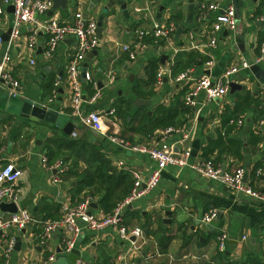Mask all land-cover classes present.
<instances>
[{
    "label": "crops",
    "instance_id": "0c3cea01",
    "mask_svg": "<svg viewBox=\"0 0 264 264\" xmlns=\"http://www.w3.org/2000/svg\"><path fill=\"white\" fill-rule=\"evenodd\" d=\"M124 1L129 19L122 20L124 18L119 11L113 18L104 17L103 30L100 37L98 35L99 45L87 60L86 73L90 79L80 77V108L84 112L95 111L102 115V126L106 127L103 132L82 125L71 114L67 65L75 54L74 38L67 37L59 42L54 53L46 57L43 53L45 34H38L34 51L27 48V36L34 28L31 23L23 27L19 39L13 44L8 67L11 75L18 80L19 88L18 97L11 99L5 88H0V167L12 161L21 169L16 186L18 205L27 208L33 220L26 227L1 231L0 264H44L48 253H54V261L50 264H58L56 258L59 255L65 258L64 264H67L66 254L61 252L62 227L52 233L47 249L40 245L38 236L44 222L61 218L63 206L73 205L86 195L92 198L91 212L99 216L104 214L100 203L104 189L97 186V182L72 195L79 176L86 170L95 174L93 168L86 167L88 164L83 159L89 158V145L93 144L99 150L101 156L97 158L109 161L112 168L109 172H114L110 185H116L119 172L127 173L128 177L117 186V190L121 191L132 181L134 170L143 177L148 176L153 162L146 154L111 142L108 136L114 135L131 145L158 144L163 129L151 130L157 119H163L169 126L190 130V161L210 158L226 168L243 166L245 180L256 189L264 188V125L258 126V121L264 116V84L256 86L238 72L235 80L245 85L243 90L228 91L224 97L207 102L196 113L184 104L190 84L177 81V74L172 75L170 70L177 55L184 64L192 62L185 69L192 68L196 78L203 74L215 77L227 67L237 65L236 60L240 64L242 60L254 62L263 58L260 46L264 42V23L254 24L263 14L261 0H242L240 18L244 17L236 28L239 33L230 32L224 36L223 31L227 29L223 28L218 33L215 47L207 45L214 11H206L199 6L189 19L185 0H182V5L171 0ZM213 2H219L223 7L232 5L231 0H203L202 4ZM9 6H4V11L0 13L2 41L6 40L2 39L1 33L11 29L12 9ZM105 6H109V0H66L64 5L51 7L44 15H38L37 20L54 18L65 22L80 11L97 22ZM174 14H179V17L173 18ZM115 20L117 24H114ZM168 22L175 25L170 41H155L149 34L141 39L137 37L138 30L151 31L155 24ZM177 25L182 32L175 36ZM233 37L237 43L242 42L243 50ZM123 45L136 50L134 59L122 49ZM190 52L196 54V63L190 60ZM3 53L4 44L0 43V59ZM162 54H166L167 58L161 61ZM31 59L33 63H30ZM208 59L213 61L212 66L206 65ZM159 68L163 69L160 84L156 81ZM149 75L152 76V83H147ZM93 82H96L100 96L91 102L95 92ZM203 97L201 93L199 99ZM138 98L148 100L149 104H134ZM23 99L55 109L58 112L57 122H40L33 116L19 114ZM111 108H114V113L106 115L105 112ZM229 115L230 118L242 119V124L224 123L223 117ZM219 133L225 141L223 144L227 139L241 142L240 158L225 149V145H217ZM177 136L170 133L167 139H176ZM255 136L260 140L254 145ZM66 140L76 142L75 146H68ZM179 146L182 148V145ZM42 155L46 156L49 166L62 161L66 170L59 173L55 169H45L41 164ZM92 166L96 167V163ZM163 172L152 190L134 199L130 206L127 205V211L124 208L122 212L125 226L142 229L141 246L132 251L131 246L119 240L111 228L98 231L85 229L76 244L78 258L83 260V264H123L118 256L126 252L131 253L128 255H131L132 264H136L138 259L139 264H264L263 203L237 196L221 182L201 177L186 166H167ZM54 175L59 176L58 182L53 181ZM209 208L219 210L220 218L204 224L201 219ZM4 215L7 214L0 212V216ZM197 219L200 222H195ZM191 226H194L193 229ZM211 226L214 230L209 229ZM221 229L229 235L223 252L217 248V236ZM163 234L171 236V240L167 249L162 251L158 237ZM7 236H14L15 243L17 240L21 243L20 249L14 248L10 258L5 260L1 240Z\"/></svg>",
    "mask_w": 264,
    "mask_h": 264
},
{
    "label": "built area",
    "instance_id": "2783aa9c",
    "mask_svg": "<svg viewBox=\"0 0 264 264\" xmlns=\"http://www.w3.org/2000/svg\"><path fill=\"white\" fill-rule=\"evenodd\" d=\"M263 14L260 20L264 23V0ZM12 5V19L11 30L9 38L6 41L0 39V43L4 44V53L0 59V87H4L8 95L17 96L19 82L10 72L9 62L11 60L10 51L13 44L19 39L21 30L29 24H33L34 28L27 36V48L29 51L36 49V40L39 33L46 35V43L44 48V55L50 57L59 42L67 37H72L76 41L75 54L67 65V79L71 90L70 103L71 114L77 120L87 127L97 128L100 131L105 130L102 126V115L99 112H84L80 108L82 101V88L80 85V69L82 62L85 60L87 54L97 48L100 38L97 33V22L85 16L82 12H75L73 18L60 22L57 19L49 18L48 20H37L38 15H44L51 7L52 0H0V13L4 11V6ZM201 9L206 11H214V17L209 26L208 32L210 38L208 40L209 47H215L217 44L218 33L223 29L234 31L237 25V18L235 8L232 5L223 7L219 2L210 4H202ZM175 29L173 22L166 24H155L151 31L138 30L137 37L142 38L145 35H151L155 41H170L172 33ZM191 36V33H189ZM122 49L128 53L131 59L136 57V50H132L128 45H123ZM261 53H264V42L260 46ZM257 58L254 62H258ZM33 63V60H30ZM253 62L242 60L240 65H231L227 67L221 74L211 77L208 75H201L199 77L193 76L192 68H187L176 75L177 81L189 83V89L184 97V104L186 107L192 109L194 112H200L207 104V102L214 99L224 97L229 91V84L236 81L235 77L240 70H248ZM207 66H212L213 61L208 59ZM163 77V69L159 68L156 72V81L161 83ZM90 76L85 72L84 80H89ZM237 82V81H236ZM95 92L90 98V101H95L100 92L97 88L96 82L92 83ZM203 94V99H199V95ZM54 96V95H53ZM264 99V95L262 96ZM114 108L105 112L106 115L114 113ZM229 123L233 125H241L243 120L240 118H229ZM264 125V116L258 121V126ZM170 133L177 134L178 138L168 140L167 135ZM190 138V130L184 127L168 126L162 130L161 137L158 144L154 145H131L125 143L122 139L110 135L108 139L111 142L117 143L122 147L131 151L146 154L153 162L152 169L148 176L143 177L137 170L132 172V187L129 194L109 213L102 215H95L89 213L92 198L89 195L84 196L80 201L73 205H65L62 208L63 215L57 220H48L44 222L42 231L39 234V243L43 248H48L49 239L53 232L60 227L64 229L62 236V253L67 254L76 244L79 235L82 231H98L105 228H111L116 233L119 240L127 242L132 251L137 250L143 242V232L139 226L127 227L122 223V212L126 205L130 204L134 199L146 194L152 190L159 182L162 171L167 166L189 167L193 172L208 180L221 182L227 189L232 191L237 196H246L264 204V188L256 189L245 180L246 170L243 166H236L233 168H226L219 163H215L212 159L207 158L202 161H190L191 149L188 144ZM186 142V144H185ZM179 145H182L180 148ZM178 146V147H176ZM178 149V151L175 150ZM41 164L47 170L55 169L59 173L66 170V166L62 161H57L52 166L47 163L45 155L41 156ZM22 174V171L12 161H7L0 167V202H14L17 205V210L0 218V230L6 232L10 227L22 228L32 222L31 212L27 208H21L18 205L17 184ZM53 181L58 182L59 176L54 175ZM217 216L216 208H209L202 216L204 224H210L215 221ZM229 235L225 229H221L217 236V248L223 252L226 249ZM15 237L7 236L1 240L2 255L5 260H8L14 251ZM126 252L121 254L118 258L123 264H132L130 261L131 253ZM54 261V253H48L44 264H50ZM74 264H83V260L78 258Z\"/></svg>",
    "mask_w": 264,
    "mask_h": 264
},
{
    "label": "water",
    "instance_id": "95a60500",
    "mask_svg": "<svg viewBox=\"0 0 264 264\" xmlns=\"http://www.w3.org/2000/svg\"><path fill=\"white\" fill-rule=\"evenodd\" d=\"M171 1L175 2L178 5H182V3H183L182 0H171ZM65 2H66V0H52V7L62 6V4L64 5ZM185 2H186V16H187V18L192 19L194 10H196L197 8H199V6L202 5L203 0H185ZM231 2L235 8V14H236L237 25H238V23L240 22V8L243 6L242 5L243 2H242V0H231ZM112 4L114 5L113 8H111ZM150 4H152V3L150 2ZM9 7L11 9H13L12 5H10ZM116 11H119V13L123 16L124 19H122V20L129 19L128 9L126 7V2L124 0H109V6L103 7V10L101 11L102 14H100V16L97 20V32H98L99 37H100L101 32L103 30L102 21H103L104 17H106V18L112 17L113 18L117 13ZM104 12H107L106 15H104ZM252 16L253 15L251 14V17ZM117 23H118V21L115 20L114 24H117ZM261 23H262V21L260 19H258L254 22L255 25L261 24ZM237 25H236V28H237ZM236 28L234 31H228V30L223 31V35L224 36L229 35L230 32L236 33L237 32ZM10 30L11 29H9L7 32L1 33V37L3 40L8 39V35L10 33ZM181 32H182V28L180 27V25H177L174 35L178 36V34H180ZM237 33H239V32H237ZM233 39H234L235 43H237L234 37H233ZM237 46L241 50H243L242 42L237 43ZM92 53H94V50L87 54L84 62L81 65L80 76L82 78H84V75H85V72L87 69V65H88L87 60H88V58L91 57ZM164 58H167L166 54L161 55V61ZM246 74H248V75H246L248 80L252 83L254 82V84L256 86H259L260 84H264V57L261 58L260 61H258V62H253L250 65ZM244 88H245V85L239 84L236 81H232L229 84V93H233L235 90H238V89L243 90ZM7 96L9 99L18 97V95L17 96H10V95H8V93H7ZM142 103L149 104V101L148 100L145 101L141 98H138L137 101L134 102V104H136V105H140ZM19 108H20L19 114H21L22 116H33V117L37 118V120H39L40 122L46 121V122H50V123H54V124L57 122L58 112L53 108L43 107V106L36 104V103L32 102L31 100H27V99L21 100ZM66 128L67 127H65V129ZM175 150L178 151L177 148H175ZM163 174H164V172L162 171V175ZM91 204H92V202H91ZM128 205L130 206V204H128ZM16 210H17V205L14 202H4V201L0 202V212L2 214L14 213V212H16ZM89 213H91V210L89 211ZM166 214L169 215L170 212L167 211ZM0 218H1V216H0ZM219 218H220V211L217 210V216H216L215 220H219ZM163 221L169 222L168 219H163ZM195 222L198 223V222H200V220L197 219V220H195ZM193 227L194 226H191V229H193ZM209 229L214 230V227L211 226ZM0 233H1V230H0ZM20 243H21L20 240L16 241L15 247H14L16 250L20 249L19 248ZM59 251H60V249H59ZM78 256H79V249L73 248L69 253H67L65 255V257L67 259V264H74V262ZM139 262H140V259L137 260L136 264H139Z\"/></svg>",
    "mask_w": 264,
    "mask_h": 264
},
{
    "label": "trees",
    "instance_id": "16d2710c",
    "mask_svg": "<svg viewBox=\"0 0 264 264\" xmlns=\"http://www.w3.org/2000/svg\"><path fill=\"white\" fill-rule=\"evenodd\" d=\"M179 14H174L173 18H178ZM262 40H260L261 42ZM259 42V43H260ZM190 60L194 63H196V59L195 56L196 54L193 52H190ZM199 55V54H197ZM179 56L177 55L174 58V62L170 67V70L172 72V75H176L179 74L181 71H184V69L187 66H190L192 64V62L190 63V61H187L185 64L182 63V61L179 60ZM147 83H152V76L149 75V79ZM231 117V115H229L228 117H223V122L226 123L229 118ZM169 124H167V122H164L163 119H157L154 121L151 130H154L156 128H162L165 129L166 127H168ZM64 141V138L62 139ZM260 140V138L258 136H255L254 139V145ZM68 141V140H66ZM223 142H225L221 136V134L219 133L217 138H216V143L217 145H225L224 148L227 149L228 151L232 152L236 157L240 158V153H239V149L241 147V142L239 140H235V139H227L226 140V144H223ZM76 142L74 141H68L67 145L68 146H75ZM88 152H89V158H83L85 160V162H87V168H93L95 170V174H91L89 173L88 170H86L81 176L78 177V180L76 181L75 186L72 189V195L73 194H78L80 191H82V189L84 187L87 186H91L92 184H94V182H97V186L99 187H103L104 192L100 198V203L103 207L104 213H109L111 212L114 207L117 205V203H119L120 201H122L130 192V189L132 187V181H130L128 183V185L123 188V190L118 191L117 190V186L119 185V183L121 181H124V179H126L127 173L125 171H121L118 173V176H116V185L113 187L112 185H110V181L113 182V177H114V172H109L112 168L109 167V161L107 159H99L97 157H100L101 154L99 153V150L93 145L90 144L88 147ZM209 152V151H206ZM93 163H96V167L92 166ZM111 168V169H110ZM257 168L254 169L253 174H255V170ZM80 201V200H78ZM77 201V202H78ZM76 202V203H77ZM127 205L125 207V210L127 211ZM44 218H47V216H44ZM171 240V236L169 235H160L158 237V243L160 245V249L166 250L167 246L169 244Z\"/></svg>",
    "mask_w": 264,
    "mask_h": 264
},
{
    "label": "rangeland",
    "instance_id": "374dc122",
    "mask_svg": "<svg viewBox=\"0 0 264 264\" xmlns=\"http://www.w3.org/2000/svg\"><path fill=\"white\" fill-rule=\"evenodd\" d=\"M243 17H244V16H242V19H243ZM242 19L240 18V21H241V22H243ZM228 51H230L229 47H228ZM235 62H236V64H237L238 66L240 65V64H239V60H236ZM244 72L246 73L247 70H245V71H240V74H239V75H240V76H243V77H244V75H245V77H246V75H248V74H245ZM243 73H244V74H243ZM124 93H125V90H124ZM228 97H229V96H228ZM10 228H13V227H10ZM10 228H9V229H10ZM9 229H8V230H9ZM65 261H66V260H65V258H64L62 255H59V256L56 258V262H57L58 264H64Z\"/></svg>",
    "mask_w": 264,
    "mask_h": 264
}]
</instances>
